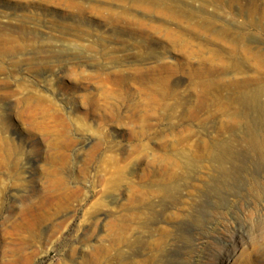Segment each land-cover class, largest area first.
<instances>
[{
	"label": "rangeland",
	"instance_id": "rangeland-1",
	"mask_svg": "<svg viewBox=\"0 0 264 264\" xmlns=\"http://www.w3.org/2000/svg\"><path fill=\"white\" fill-rule=\"evenodd\" d=\"M262 11L0 0V264H264Z\"/></svg>",
	"mask_w": 264,
	"mask_h": 264
},
{
	"label": "bare ground",
	"instance_id": "bare-ground-1",
	"mask_svg": "<svg viewBox=\"0 0 264 264\" xmlns=\"http://www.w3.org/2000/svg\"><path fill=\"white\" fill-rule=\"evenodd\" d=\"M249 6L251 7V4ZM253 7H255V6H253ZM256 7L254 9H252L251 11H249L247 15L248 16H253V15L257 14V13L261 14L259 11H257L259 8L256 9ZM262 13H264V12L262 11ZM263 93H264V87H259V88L255 89L253 91H250L249 93H241L239 98L241 99L240 101L242 103L250 104L251 102H255L256 99H258ZM251 145L255 148V145H257V144L255 143V141H253V143H251Z\"/></svg>",
	"mask_w": 264,
	"mask_h": 264
}]
</instances>
